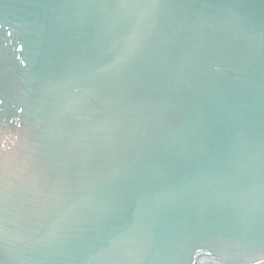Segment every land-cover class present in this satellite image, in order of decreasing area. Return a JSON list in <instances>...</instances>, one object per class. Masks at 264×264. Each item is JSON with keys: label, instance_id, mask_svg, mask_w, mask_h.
Returning <instances> with one entry per match:
<instances>
[{"label": "water", "instance_id": "obj_1", "mask_svg": "<svg viewBox=\"0 0 264 264\" xmlns=\"http://www.w3.org/2000/svg\"><path fill=\"white\" fill-rule=\"evenodd\" d=\"M0 264H264V0H0Z\"/></svg>", "mask_w": 264, "mask_h": 264}]
</instances>
